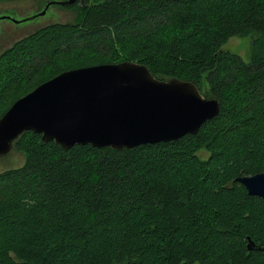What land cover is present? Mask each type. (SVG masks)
Wrapping results in <instances>:
<instances>
[{"label": "trees", "instance_id": "trees-1", "mask_svg": "<svg viewBox=\"0 0 264 264\" xmlns=\"http://www.w3.org/2000/svg\"><path fill=\"white\" fill-rule=\"evenodd\" d=\"M0 51V117L65 69L135 60L221 102L197 133L63 148L24 131L0 170V264H264V0H77ZM256 31L251 59L222 46ZM206 149L208 157L199 151ZM249 238L259 245L249 248Z\"/></svg>", "mask_w": 264, "mask_h": 264}, {"label": "water", "instance_id": "water-1", "mask_svg": "<svg viewBox=\"0 0 264 264\" xmlns=\"http://www.w3.org/2000/svg\"><path fill=\"white\" fill-rule=\"evenodd\" d=\"M76 1L48 0L41 10L22 18L3 10L0 22L46 16L52 4ZM220 108V99L205 95L194 81L158 77L146 63L121 60L75 66L41 82L3 113L0 156L29 129L41 133L43 141L54 140L65 149L77 143L122 148L168 141L197 133ZM235 179L250 194L264 197V171ZM248 246L259 245L249 238Z\"/></svg>", "mask_w": 264, "mask_h": 264}, {"label": "rangeland", "instance_id": "rangeland-1", "mask_svg": "<svg viewBox=\"0 0 264 264\" xmlns=\"http://www.w3.org/2000/svg\"><path fill=\"white\" fill-rule=\"evenodd\" d=\"M47 0H0V13L3 10L9 9L13 14L22 18L36 12L37 8L44 6ZM76 16V10L68 8L67 6L57 5L55 10H51L45 18H36L35 20H28L17 25L10 20H3L0 22V51L8 47L14 40L27 34L34 28L47 24L54 20L73 21ZM38 22V23H34ZM259 36L256 31H250L245 35H234L223 44V49L239 53L246 61L251 59L253 53V40ZM203 157H208L209 152L206 149L199 151ZM26 154L19 150L16 146L5 155L0 156V170L8 167L19 166L25 161Z\"/></svg>", "mask_w": 264, "mask_h": 264}, {"label": "flooded vegetation", "instance_id": "flooded-vegetation-1", "mask_svg": "<svg viewBox=\"0 0 264 264\" xmlns=\"http://www.w3.org/2000/svg\"><path fill=\"white\" fill-rule=\"evenodd\" d=\"M47 1H48V0H47ZM47 1L45 2V4L47 3ZM45 4H44V6H45ZM44 6H43V7H44ZM56 6H57V4H52V5L50 6V8H49V10H48V12H47L46 15H48V13H49L52 9L55 10V7H56ZM43 7L40 6V8H37V9H36V12L39 11V10H41ZM40 18H45V17H44V16H40V17H38V19H40ZM35 19H36V18H32V19H30V20H35ZM10 20H11V19H10ZM11 21H12L13 23L17 24V25L21 24V22H16V21H13V20H11ZM27 21H28V20H27ZM34 23H38V22H34ZM47 24H48V23H47ZM44 25H46V24L40 25V26L34 28L33 30H31L30 32H32V31H34V30H36V29H38V28H41V27H43ZM30 32H28L27 34H29ZM25 35H26V34H25ZM23 36H24V35H23ZM23 36H21V37H23ZM21 37H19V38H21ZM19 38H17V39H19ZM17 39H16V40H17ZM14 41H15V40H14ZM14 41H13V42H14ZM13 42H12V43H13ZM12 43H11V44H12ZM11 44H10V45H11Z\"/></svg>", "mask_w": 264, "mask_h": 264}]
</instances>
